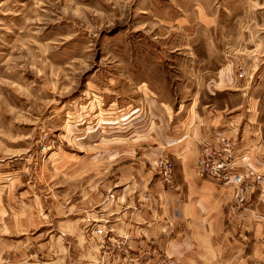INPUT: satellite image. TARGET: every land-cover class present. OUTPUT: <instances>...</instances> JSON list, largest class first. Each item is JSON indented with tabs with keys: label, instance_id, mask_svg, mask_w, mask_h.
<instances>
[{
	"label": "rangeland",
	"instance_id": "374dc122",
	"mask_svg": "<svg viewBox=\"0 0 264 264\" xmlns=\"http://www.w3.org/2000/svg\"><path fill=\"white\" fill-rule=\"evenodd\" d=\"M232 63L264 126V0H0V264H79L68 227L133 165L163 176L155 130Z\"/></svg>",
	"mask_w": 264,
	"mask_h": 264
},
{
	"label": "crops",
	"instance_id": "0c3cea01",
	"mask_svg": "<svg viewBox=\"0 0 264 264\" xmlns=\"http://www.w3.org/2000/svg\"><path fill=\"white\" fill-rule=\"evenodd\" d=\"M210 78L213 85L153 134L147 157L172 162L170 182L151 167L146 171L143 164L133 165L127 183L112 194L102 193L98 215L88 219L89 225L101 223L107 237L88 224L68 227L64 235L81 249L75 256L79 264H126V252L148 264H264V126L257 118L251 80L238 77L233 63ZM224 139L239 142V172L262 177L245 180L252 184L247 193L197 173L200 152L219 153Z\"/></svg>",
	"mask_w": 264,
	"mask_h": 264
},
{
	"label": "built area",
	"instance_id": "2783aa9c",
	"mask_svg": "<svg viewBox=\"0 0 264 264\" xmlns=\"http://www.w3.org/2000/svg\"><path fill=\"white\" fill-rule=\"evenodd\" d=\"M236 148L237 145L233 141H224L219 155L215 152H207V150L202 151L197 159V173L199 176L220 183H233L240 186L244 182L245 175L234 171ZM161 167L163 181L169 183L173 165L167 160L161 163ZM95 233L102 237L107 234L105 229L102 228H97Z\"/></svg>",
	"mask_w": 264,
	"mask_h": 264
}]
</instances>
